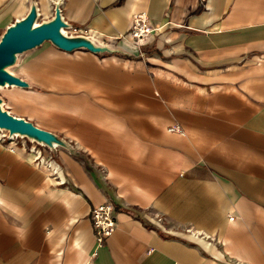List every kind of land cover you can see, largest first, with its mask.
<instances>
[{"label":"crops","instance_id":"0c3cea01","mask_svg":"<svg viewBox=\"0 0 264 264\" xmlns=\"http://www.w3.org/2000/svg\"><path fill=\"white\" fill-rule=\"evenodd\" d=\"M31 2L123 54L58 50V91H15L70 149L0 143V264H264V0H0V29Z\"/></svg>","mask_w":264,"mask_h":264},{"label":"water","instance_id":"95a60500","mask_svg":"<svg viewBox=\"0 0 264 264\" xmlns=\"http://www.w3.org/2000/svg\"><path fill=\"white\" fill-rule=\"evenodd\" d=\"M38 18L36 5L31 2L26 16L9 25L0 37V87L29 90L30 83L10 74L7 68L16 64L18 55L34 50L44 43H50L57 50L66 53L85 50L96 55L123 54L121 49L99 44L86 35H65L62 31L68 29L70 25L62 19L59 2L54 6V15L51 19L38 23ZM2 103L0 98V130L8 132L11 137L17 135L26 138L49 150L56 147L70 149V145L64 139L9 113L2 107Z\"/></svg>","mask_w":264,"mask_h":264},{"label":"rangeland","instance_id":"374dc122","mask_svg":"<svg viewBox=\"0 0 264 264\" xmlns=\"http://www.w3.org/2000/svg\"><path fill=\"white\" fill-rule=\"evenodd\" d=\"M41 19L42 18L39 16L38 23L42 22ZM4 31L5 29H0V37ZM65 35L71 36L67 34V32ZM84 51L85 50L82 52ZM75 55L81 56V53L73 54V56ZM69 65L70 64L64 61L62 58V53H60L50 43H44L42 46L34 50L26 52L22 55H18L16 64L13 67L7 68V71L10 74L18 76L29 82L31 85L30 90H34L36 92L46 90L58 91V79L60 77L59 74H61L62 77L63 74L68 70ZM16 90L21 89L13 87L0 88V98L3 101V108L7 109L9 113L17 117L23 118V116H25L36 123L50 127L51 119L46 118L47 121H42V118H40V115L37 112L38 108L34 105H26L25 101L23 102L24 97H22V95H16V92H18ZM14 141L17 143V145H25L32 150H41L42 153L49 151L48 148L33 141H29L26 138L15 137Z\"/></svg>","mask_w":264,"mask_h":264},{"label":"built area","instance_id":"2783aa9c","mask_svg":"<svg viewBox=\"0 0 264 264\" xmlns=\"http://www.w3.org/2000/svg\"><path fill=\"white\" fill-rule=\"evenodd\" d=\"M155 33L156 29L151 26L149 19L145 14L139 13L132 16L130 36L131 43L134 47H136L137 49H141L148 43L151 35ZM13 137L14 136H9L8 132L6 131L1 132L0 134V143L8 146V149L11 152H13L17 147V143L14 141ZM33 151L35 155L34 162H36V165L42 166L43 163L41 162V160H37L42 151L37 149ZM53 173L56 174V171ZM91 219L96 238V247L100 248L105 243V241L108 240V238L112 235L116 228L113 204L111 202H106L105 204L94 208L91 211ZM153 220L160 224L165 223V218L163 216H160L159 214H154Z\"/></svg>","mask_w":264,"mask_h":264},{"label":"bare ground","instance_id":"6f19581e","mask_svg":"<svg viewBox=\"0 0 264 264\" xmlns=\"http://www.w3.org/2000/svg\"><path fill=\"white\" fill-rule=\"evenodd\" d=\"M62 32H63L64 34L66 33L65 30H63ZM61 52H63V51H61ZM65 53H66V52H65ZM68 54H69V53H68ZM0 88H1V87H0ZM0 132H4V131H3V130H0ZM15 137H17V136H14L13 139H14ZM18 138H20V137L18 136ZM37 159H39V161L41 160V162L44 163V162H43V159L41 158V155H40L39 158H37Z\"/></svg>","mask_w":264,"mask_h":264},{"label":"trees","instance_id":"16d2710c","mask_svg":"<svg viewBox=\"0 0 264 264\" xmlns=\"http://www.w3.org/2000/svg\"><path fill=\"white\" fill-rule=\"evenodd\" d=\"M21 90H23V89H21ZM30 90V89H29ZM5 110H7V109H5ZM8 111V110H7Z\"/></svg>","mask_w":264,"mask_h":264}]
</instances>
